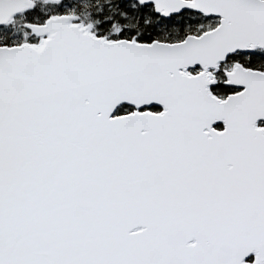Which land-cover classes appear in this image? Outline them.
<instances>
[{"label": "snow or ice", "instance_id": "1", "mask_svg": "<svg viewBox=\"0 0 264 264\" xmlns=\"http://www.w3.org/2000/svg\"><path fill=\"white\" fill-rule=\"evenodd\" d=\"M0 264H264V0H0Z\"/></svg>", "mask_w": 264, "mask_h": 264}]
</instances>
